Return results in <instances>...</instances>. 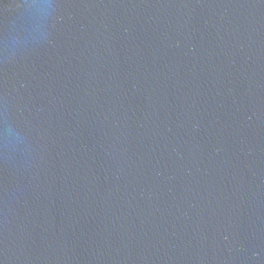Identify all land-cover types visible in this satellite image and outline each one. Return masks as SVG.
Wrapping results in <instances>:
<instances>
[{"label":"water","instance_id":"1","mask_svg":"<svg viewBox=\"0 0 264 264\" xmlns=\"http://www.w3.org/2000/svg\"><path fill=\"white\" fill-rule=\"evenodd\" d=\"M0 264H264V0H0Z\"/></svg>","mask_w":264,"mask_h":264}]
</instances>
